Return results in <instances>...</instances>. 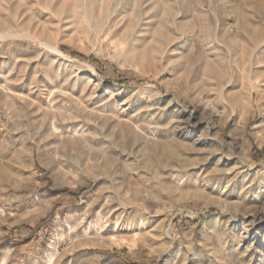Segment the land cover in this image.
Instances as JSON below:
<instances>
[{"label":"rangeland","instance_id":"1","mask_svg":"<svg viewBox=\"0 0 264 264\" xmlns=\"http://www.w3.org/2000/svg\"><path fill=\"white\" fill-rule=\"evenodd\" d=\"M0 264H264V0H0Z\"/></svg>","mask_w":264,"mask_h":264},{"label":"bare ground","instance_id":"2","mask_svg":"<svg viewBox=\"0 0 264 264\" xmlns=\"http://www.w3.org/2000/svg\"><path fill=\"white\" fill-rule=\"evenodd\" d=\"M152 48V47H151ZM249 86V85H248ZM256 91H259V90H256ZM253 92H251V90H250V95L252 94Z\"/></svg>","mask_w":264,"mask_h":264}]
</instances>
